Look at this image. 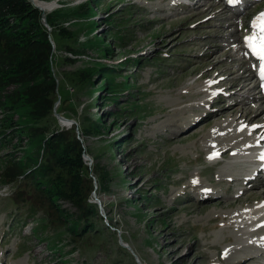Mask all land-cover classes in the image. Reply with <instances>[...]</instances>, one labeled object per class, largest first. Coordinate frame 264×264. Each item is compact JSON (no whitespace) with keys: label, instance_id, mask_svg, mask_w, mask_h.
<instances>
[{"label":"rangeland","instance_id":"obj_1","mask_svg":"<svg viewBox=\"0 0 264 264\" xmlns=\"http://www.w3.org/2000/svg\"><path fill=\"white\" fill-rule=\"evenodd\" d=\"M42 1L50 4L47 6L52 5L53 10L61 5L72 8L85 0ZM88 1L94 10L90 16L92 22L84 15L70 16L75 21L68 23L67 29L72 30L74 38L62 43L71 45L78 54L71 53L69 57H73V61H67L61 59L62 52L67 49L57 50L61 57L54 58L53 70L61 76L90 66L89 59H96L104 63V71H112L109 77L113 82L126 80L128 83L116 99L118 104L104 103L105 100L100 98L103 90L100 92L97 87L103 82L101 75L94 76L91 84L75 86L71 81H65L63 88H73L69 94L59 86L61 96H66L76 118L100 119L104 128L95 138L83 137L85 151L91 158L90 166L97 165L108 174L106 189L96 185L94 192L102 206L99 218L94 222V231L98 233L89 230L84 236H80L81 233L74 236L66 230L70 221L58 219L55 212L50 218L46 217L44 208L30 204L31 189H27L26 180L5 184L0 175V264H138L122 247L125 243L131 245L139 264H236L227 262V258H237L228 252L239 250L241 243L254 242L255 232L246 231L254 225L247 226L242 223L244 220H237L228 226L221 216L234 220L238 213L245 214L252 207L258 210L257 206L264 204V198L262 201L246 200L232 208L218 206L219 197L229 201L233 195L242 196L243 193L238 189L231 197L223 188L208 184V178L216 179L221 169H230L231 163H226L233 158H225L227 162L213 169L208 161L220 160L216 158L219 155L207 157L204 145L223 138L230 131V126L225 127L224 123L226 118L233 120L234 115L229 114L238 108L262 106V102L249 101L227 108L225 99L233 95L236 102L242 101L247 95L245 91L251 88L252 81L250 83L246 78L248 89L233 94L237 85L232 89L231 84L236 74L226 72L242 61L248 69L254 68L246 62L248 56L241 53L238 40L248 31L250 15L264 8V2L256 4L262 0H249L242 8H247L243 14L237 20L228 21L232 17L231 11L225 10L216 16L214 12L202 13L206 7L196 9L197 6H192L195 8L191 9L173 4L171 0ZM189 1L191 4L196 2ZM209 2V5L216 4L217 9L221 7L219 0ZM229 22L234 26L229 27ZM89 28L92 30L86 32ZM235 32L237 36L231 42L219 38ZM88 40H97L98 45L108 51L102 55ZM82 54L88 58L81 57ZM226 74L230 78L224 80V86L209 89L205 96L212 95L217 99L203 109V114L192 117L195 110L192 105L200 102L191 99L195 92L218 83ZM252 77L253 72L249 78ZM217 93H226L223 101H220L223 95L217 96ZM256 93L252 91L248 95L257 96ZM180 98L189 100L169 106ZM129 102L134 103L133 109L127 106ZM185 104L187 108L180 111ZM262 113L264 111L250 114L251 121L246 127L257 126L263 119ZM186 117L192 121L188 126L189 120L179 128L173 126ZM53 118L51 113L38 124L51 128ZM200 119L197 122L201 124L197 125L195 121ZM30 120L20 109H4L0 104V169L8 159L21 158L26 152L32 156L28 162L34 163L36 145L27 150L21 147L27 146L25 133ZM187 127L196 129L179 132ZM193 181L202 184L194 189L203 187L207 190H199L200 199L211 198L194 202L196 193L191 195L193 191L189 189L194 185ZM208 190L215 191L216 196ZM251 191L264 193V186ZM89 200L93 202L91 196ZM59 204L68 212L75 210L64 200ZM103 216L108 220V226ZM232 254L240 255L239 251ZM244 264H264V256L254 263L247 261Z\"/></svg>","mask_w":264,"mask_h":264},{"label":"trees","instance_id":"obj_2","mask_svg":"<svg viewBox=\"0 0 264 264\" xmlns=\"http://www.w3.org/2000/svg\"><path fill=\"white\" fill-rule=\"evenodd\" d=\"M31 3L30 0H0V104L4 109H20L22 114L31 119L25 133L27 146L21 147L27 150L35 144L37 158L33 164L28 162L32 158L28 152L21 158H10L0 169V175L5 184L26 180L27 189H31V205L38 204L44 208L46 211L43 212L49 218L51 213H57L58 219L70 221L66 227L69 233L74 236L81 233L80 236H84L89 230H95L94 222L99 218L98 206L89 200L93 190L89 173L96 180V185L104 190L108 174L97 165L90 168L83 163L81 142L75 136L74 124L64 128L56 125L53 118V126L49 128L39 126L38 122L51 115V108L59 94L56 110L67 118L74 117L82 136H96L104 129L99 123L100 119L88 121L85 116L76 118L66 96H61L59 86L63 88L65 81H71L75 86L91 84L94 76L101 75L100 80L103 82L97 87L98 91L103 90L100 98L105 100L104 103L118 104L116 99L122 95L121 91L128 83L126 80L113 82L109 77L112 71H104V63L96 59H89L90 66L71 70L61 76L55 71L52 74L54 58L61 57L57 50L65 48L66 51H73V55L78 54V50L71 45L62 44L68 38H74L72 30L67 29V24L75 21L70 16L84 15L89 18L88 22H92L90 16L94 13L93 6L89 1H80L72 8H64L58 2L61 6L45 15L47 25L51 27L47 32L46 26L40 22V11ZM91 30L89 28L86 32ZM48 35L53 40V49ZM87 42L97 47L102 55L108 51L101 48L97 40ZM61 59L73 61V57L62 56ZM63 90L68 94L72 92L66 88ZM126 104L132 107L130 109L135 107L134 103ZM62 200L75 210L68 212L65 207H61L59 201Z\"/></svg>","mask_w":264,"mask_h":264},{"label":"bare ground","instance_id":"obj_3","mask_svg":"<svg viewBox=\"0 0 264 264\" xmlns=\"http://www.w3.org/2000/svg\"><path fill=\"white\" fill-rule=\"evenodd\" d=\"M162 1H165V0H162ZM219 1H220L219 3L221 4V7L219 9H217V5L216 4H210L209 5L208 4V3H210L209 0H196V2L193 3V4H191V3H189V5L187 4L186 7H191V9L195 8V7L193 8L192 6H197L196 9L197 8L206 7L202 11V13L214 12V14L216 16H218L220 13L222 14V12L224 13L225 10H228V11L231 10L232 17L227 19L229 21V20H237L238 16L243 14V12L247 9V8H245V10H243L242 8H244L246 5H248V4H246V5L242 6V7L239 6V7H236V8L228 9L229 5L227 4V2H225L223 0H219ZM32 2H34V4H36L44 13H47L48 11H50L52 9V7H51L52 5L51 6H47V5H50V4L39 3L37 0H32ZM262 2H264V0H262L261 2L256 3V4H261ZM261 13H264V8L263 7L260 9V11H258V12L253 14V19L252 20H249L247 22V26L246 27H247L248 31L245 34V36L239 37L238 42L241 43L240 51L245 56H246V53L250 51L248 49V47L245 45V42H244L245 41V37L246 36H250L252 34V32H250L251 31L250 30L251 23ZM232 22H229V25H228L229 27L234 26ZM242 28H244V26ZM236 36H237V32L230 33V34H228L226 36L220 35L219 38L220 39H224V41L225 40H229L230 41V40H234ZM214 40L219 41V39H214ZM225 47L228 48V50L233 53V50L228 45H226ZM228 54H230V53H228ZM244 55H243V57H244ZM246 62H248L249 64H252L254 66V68L252 67V69H248L247 67H245V62L242 61L239 64H235L233 66L234 68H232L231 71L227 70L228 72H226V73H229V74L232 73V75L236 74V77L233 78V82L231 84V88L237 85V89H234V91H232L233 94H238L241 91H244L245 89L246 90L248 89L245 86L247 84L246 78H247V80L250 81V83L253 80L254 83L251 85V88H249L247 91H245L247 93V95H245L246 96L245 99L242 100V101L237 100V102H236L235 98L232 97L233 95H231V96L229 95L228 97H226V95H225L226 93H224V94L221 93L223 96L221 97L220 101L224 100V95H225V97H226L225 103H227V105H226L227 108L234 106V104H238V103H244L245 104V102L248 103L250 101V102H253V103L262 102V106L261 107L259 106V107L264 109V104H263L264 103V94L262 92H260L259 87L256 86L257 83L254 81L255 80L254 77L255 76L257 77L259 75V70L256 69V65H255V58L248 57V60H246ZM251 72H253V77L250 79L249 77H250ZM207 73H209V72L207 71ZM229 74H226L221 79L219 78L220 80L218 81V83H212V84H210L211 86H209V87H206V88L204 87L203 89H200L198 91L196 90L197 92H195V90H194L195 94L193 95V97L191 99L198 100L200 102L199 103H195V105H192L194 107V109H195L194 113H191L192 117L199 116V115L203 114V111H204L203 109L211 106V102L214 99H217V97H215V96L213 97L212 95H211V97H209L207 95V98H206L205 96H206L207 92L210 91L209 89H214L215 87H218L219 85L220 86L221 85L224 86V84H225L224 80L226 81L227 78H230ZM202 75H204V74H202ZM238 82L241 83V84L239 85ZM197 84H198V82H197ZM255 88L258 89V91L256 93L257 96L248 95L252 91L255 92V90H254ZM227 93H229V92H227ZM221 94L217 93L216 95L219 96ZM185 99L186 100H182L180 98L179 101H175V102L173 101L172 103L169 104V106H172V105H175V104L187 103L189 98H185ZM192 106H190V107H192ZM185 107L187 108L186 104L182 106V110H180V111H183ZM253 107L254 108L245 107L246 109L245 108H238L236 111H234L233 113L229 114V116H233L234 115L233 116V120L229 121V119L226 118L224 123H226L225 127L228 126V125L230 126V128H228L229 126L227 127L228 129H230V131L225 133V136L223 138L214 140L213 142L204 145V147H205L204 149H205V153H206L205 155H207V157L208 156L216 157L217 154L219 155V157H216V158H219L220 160L215 159L217 161H214L213 159H209V162H210L209 165H211V168H213V169L215 167L222 166L223 165L222 162H227L228 160L236 157L238 153L242 152V150H245V149L248 150L249 148L253 149V148H255L256 145L261 147L259 150H257V155L260 156L262 158V160L256 162V164L260 163V165L257 166L255 171H251L249 168H246V166L243 167V169H240L237 172H233L232 168H230V169L229 168H224V169H221L218 172V174L216 173L217 174V178L216 179L212 180V178H208V184L209 185L215 186L217 188L218 187L223 188L224 192L226 191V193H229V196H231V197H232V194L236 190H238V189L242 190V193H243L242 196L233 195L234 197L231 200H229V201H222V198L219 197L218 198L219 200L217 201V205L220 206L221 208H232V206H235L236 204H238V205L244 204L246 200H248V202L255 201V200L262 201V198H264V193L260 192L261 194L260 193L256 194V192L254 193V192L251 191L252 189L255 190L257 187L264 186V146H263L264 145L263 144L264 143V113H262L263 114V117H262L263 119L261 120V122L257 126H255V127L252 126L251 129L246 127V125H248L249 122L251 121L250 118H249L250 114H252L253 112L254 113H256V112L259 113L260 111L263 112L264 110L260 109V108H257L258 106L256 108H255V106H253ZM179 109H181V108H179ZM190 111H191V109H190ZM214 111L216 112L217 110H214ZM240 116H241V118H239ZM188 117L184 118L183 119L184 121H179L180 123L176 122L173 126L179 128L180 125L184 126V124H182V123H184V122L189 120V122L186 123V126H188L189 123L192 122L190 119H187ZM205 118H209V117H205ZM202 119L196 120L195 122H197V121L199 122ZM194 123H192V124L194 125ZM200 124L201 123H198L197 125H200ZM205 124H207V123L205 122ZM197 125H195V127ZM232 126H234V127H232ZM195 127L194 128L187 127V128L182 129L179 132H183V131L188 132V131H190L189 129L194 131L196 129ZM82 141H83V139H82ZM225 158H228V160H226ZM231 162H234V161L230 160L226 164L229 165ZM227 165H225V167ZM209 177H211V176H209ZM227 182H228V184L226 185ZM200 186H202V184L198 183V184H194L192 187L189 188V189H191L193 191V193H191V195L196 193L195 195L197 197H196V201H194L196 203L197 202H202V201H205V199L211 198V197H207L205 199H200V195H198V193H200L199 190H201V192L207 191L203 187L199 188V190L194 189V188H197V187H200ZM208 191L210 192V191H213V190H208ZM212 193H214V196H216L215 195L216 194L215 191H213ZM97 199L99 200V202L101 204L100 199L99 198H97ZM258 206L257 207L261 209V208H263L262 206H264V204L261 203ZM247 215H248L247 212H245V214L244 213H242V214L238 213L237 216H234V218H235L234 220H231L230 219L231 217L229 218L227 216H221V219L223 220L224 224H227L228 226H232L234 221L236 222L237 220H242ZM259 217L260 216L256 217L255 220H258ZM215 218H217V217H215ZM242 223L243 224L244 223H246V224L248 223L249 224L250 220H245ZM236 224H234V226ZM243 224L239 225L240 229H242L241 227H242ZM246 224H244V225H246ZM258 225L253 227L252 229H248L246 231H248L249 233L250 232H252V233L255 232L256 233V232H259L260 230L264 231V224L260 223ZM237 228H238V226H237ZM255 233H253V234H255ZM261 244L264 245V240H262V239H260L259 241L251 242V243H244V244L241 243L242 247L240 245L239 247H241V248L239 250H231V251L228 252L230 255H237V258H235V259L227 258V260H228L227 262L234 261L236 264H244L247 261H249L250 263H254L256 260L260 259V257L264 256V248L261 246ZM234 251H239L240 255L232 254ZM251 251H253V253Z\"/></svg>","mask_w":264,"mask_h":264},{"label":"snow or ice","instance_id":"obj_4","mask_svg":"<svg viewBox=\"0 0 264 264\" xmlns=\"http://www.w3.org/2000/svg\"><path fill=\"white\" fill-rule=\"evenodd\" d=\"M250 27L252 34L246 36L244 42L250 52L260 62L259 76L261 80H264V13H261L251 23ZM193 183L195 184L196 181H193Z\"/></svg>","mask_w":264,"mask_h":264},{"label":"water","instance_id":"obj_5","mask_svg":"<svg viewBox=\"0 0 264 264\" xmlns=\"http://www.w3.org/2000/svg\"><path fill=\"white\" fill-rule=\"evenodd\" d=\"M30 1L32 2V0H30ZM31 4L40 11V13H41L40 22H41V24L46 26V30L48 32L51 27L49 25H47V23L45 21L46 13H44L36 4H34V2H32ZM56 5H57V3H56ZM48 38L50 39L49 42H50L51 48L53 49V42H52L53 40H52V38H50L49 35H48ZM57 80L58 79L55 80V87L57 86ZM58 96H59V94L57 95L56 101L54 102L55 104H54V106H52V109H51L52 115L55 116V118H56L55 120L58 122V125L62 124V126H63V125L74 124V128L78 131V128L76 127L77 123H76V121H75V119L73 117H71V118L64 117V116L61 115V113L59 111L57 112L55 110V107L58 105V103H57ZM77 139H78V141L81 142L80 146L82 148V154H83L84 159H88L89 155L87 153L85 154V152H84V146H83L84 143H83V141H81V139L79 137H77ZM95 183H96V180H94L93 183H92L93 190L91 191V193H92L91 197L93 198V200L97 204V206H99V211H100L102 206H100L99 200L95 197L96 196V194L94 193L95 192L94 189H96V184ZM122 246L124 248H126L128 250V252H130L131 256L134 257L135 262H137L139 264L138 256H136V254L132 251V248L130 247L131 245L125 243V244H122Z\"/></svg>","mask_w":264,"mask_h":264},{"label":"built area","instance_id":"obj_6","mask_svg":"<svg viewBox=\"0 0 264 264\" xmlns=\"http://www.w3.org/2000/svg\"><path fill=\"white\" fill-rule=\"evenodd\" d=\"M71 53H72L71 51H69V52L63 51V52H62V55H64V56H68V57H69V55H71ZM82 56L84 57L85 55L82 54L81 57H82ZM85 57H86V56H85ZM86 58H88V57H86ZM66 89L69 90V91H73V90H72L73 88H72L71 86H70V87H67ZM56 108H57V107H56ZM61 115H62V114H61ZM62 116H63V115H62ZM64 117H65V116H64ZM75 135H76V137H79L81 140L83 139V136H82L81 134H79V131H77V130L75 131ZM92 138H94V137H92ZM82 160H83V162H84L85 164H86V163L89 164L90 161H91L89 157H88V159H84V157H82ZM91 177H92V176H91Z\"/></svg>","mask_w":264,"mask_h":264}]
</instances>
